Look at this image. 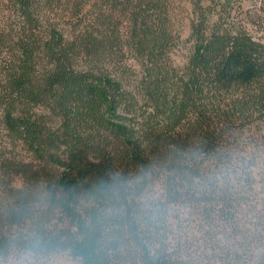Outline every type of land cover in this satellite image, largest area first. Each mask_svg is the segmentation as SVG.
Instances as JSON below:
<instances>
[{
    "label": "trees",
    "instance_id": "16d2710c",
    "mask_svg": "<svg viewBox=\"0 0 264 264\" xmlns=\"http://www.w3.org/2000/svg\"><path fill=\"white\" fill-rule=\"evenodd\" d=\"M188 1L3 0L0 262L264 264V0Z\"/></svg>",
    "mask_w": 264,
    "mask_h": 264
},
{
    "label": "rangeland",
    "instance_id": "374dc122",
    "mask_svg": "<svg viewBox=\"0 0 264 264\" xmlns=\"http://www.w3.org/2000/svg\"><path fill=\"white\" fill-rule=\"evenodd\" d=\"M174 13L176 14V24L181 29L182 33V42L174 50V59L175 62L179 65H182L185 62V59L189 53L191 41L187 40L190 31H189V15H190V3L188 0H174ZM5 12L3 6V0H0V20L5 19ZM178 15V16H177ZM16 185H20L21 181L19 178L15 180ZM183 227L175 229L174 235H171L174 241H177L180 236H188L190 233H194L188 227V224L184 222ZM0 264H5L0 262ZM35 264H79L76 259H73L66 253L53 254L49 257L39 259Z\"/></svg>",
    "mask_w": 264,
    "mask_h": 264
}]
</instances>
